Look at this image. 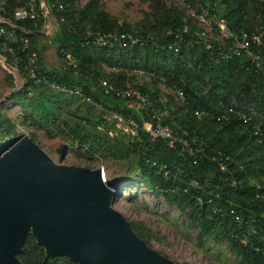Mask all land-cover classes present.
Masks as SVG:
<instances>
[{
	"label": "trees",
	"instance_id": "16d2710c",
	"mask_svg": "<svg viewBox=\"0 0 264 264\" xmlns=\"http://www.w3.org/2000/svg\"><path fill=\"white\" fill-rule=\"evenodd\" d=\"M216 1L224 6L218 17L226 19L234 31H251L256 26V18L248 19L245 0H186L195 11L199 10L198 4L211 7ZM58 3L63 10L53 8L51 12L57 19L61 17L62 22L58 21L50 45L63 63L59 69H53L40 62L37 77L44 76L58 84L78 85L83 94L94 98L104 111L126 116L124 100L114 95L104 96L98 81L105 80L115 88L124 89L128 76L122 72L146 74L150 77L148 82L131 88L154 100L157 110L167 111L164 125L174 132L180 128L186 130V139L200 150L199 158L193 163L191 158H181L168 150L161 141L149 143L145 136L138 146H120L116 138H108L107 130L113 122L102 120L103 111L42 83L33 84L27 77L17 96H12V100L28 112L22 116L21 124L39 126L48 137H62L88 156L101 153L123 159L134 155L140 176L150 184L154 196L161 197L180 212L187 208L199 241L204 237L226 241L237 264H264V200L255 198L256 195L264 197V68L255 72L245 55L223 59L195 41L181 44L178 53L154 51L149 47L109 50L86 46L83 38L87 30L111 33L137 30L152 35L159 43H167L174 39L166 36V31L180 29L183 24L193 31L196 24L190 17L183 20V15L176 10L162 11L159 6L149 20L130 26L111 19L99 9L96 0H89L81 8L75 7V0ZM20 4H12L10 9ZM261 11L259 15L264 17V10ZM16 26L29 32L32 49H37L40 37L34 33L40 23L22 21ZM254 51L258 52L264 67V46ZM177 93H181L183 100ZM163 95L165 101L161 103L158 99ZM194 112L207 115L195 116ZM242 114L251 118V126L241 123ZM221 115L226 120L217 121L215 118ZM132 118L141 124L147 116L141 110L133 112ZM100 124L102 130L97 129ZM13 132L14 125L0 114V143L8 140ZM260 136L262 144L256 140ZM217 161L225 165V170H219ZM230 177L237 180L235 187L225 181ZM190 179L202 188L189 187ZM196 197L202 199V205L195 201ZM207 199L211 200L209 204H206ZM227 206L247 224L238 225L232 219L212 213V207ZM128 225L132 233L147 244L148 232L142 224ZM243 238H246L245 244L240 242ZM15 257L20 264H76L65 256H48L29 232Z\"/></svg>",
	"mask_w": 264,
	"mask_h": 264
},
{
	"label": "water",
	"instance_id": "95a60500",
	"mask_svg": "<svg viewBox=\"0 0 264 264\" xmlns=\"http://www.w3.org/2000/svg\"><path fill=\"white\" fill-rule=\"evenodd\" d=\"M115 198L100 169L55 165L26 136L11 140L0 153V264H20L27 232L76 264H173L132 233Z\"/></svg>",
	"mask_w": 264,
	"mask_h": 264
},
{
	"label": "built area",
	"instance_id": "2783aa9c",
	"mask_svg": "<svg viewBox=\"0 0 264 264\" xmlns=\"http://www.w3.org/2000/svg\"><path fill=\"white\" fill-rule=\"evenodd\" d=\"M58 1L62 0H0V68L4 70L18 71L24 77H27L33 84L42 83L48 86L51 90L78 97L81 101L91 107L103 111L102 119L104 121L113 122V131L108 130L107 135H119L123 138L125 146H138L143 142L144 136L149 143L161 141L164 146L173 151L181 158L189 157L195 163V159L199 158L200 150L193 146L186 137V130L180 128L179 131H173L171 128L163 124V115L161 111L155 108V101L150 99L144 93L135 88L126 86L124 89H118L112 86L105 80L98 81V87L104 96L114 95L119 99L124 100V111L126 116L114 111H104L100 104L94 98L83 94L82 89L78 85H64L55 82H49L44 76L37 77L36 71L39 67L40 49L43 46V40L50 39L58 28V21L62 22V18L57 19L51 12L55 8L56 11L63 10V7ZM194 1V0H192ZM21 4L16 8H11L12 4ZM190 5L187 8L190 9ZM199 10L191 12L190 18L195 22L196 28L193 31L188 29V26L183 24L180 29L175 31L168 30L166 36H172L174 41L167 43H159L152 35L146 32L133 30L131 32L111 33L101 31L87 30L84 34L83 45L95 46L105 49H132L134 47H149L154 51H172L178 53L181 44H191L193 41L198 42L207 51H215L221 58L230 59L245 55L248 57L250 64L255 72L262 71L263 66L260 62V56L254 49L264 46V17L258 15L256 17L257 24L251 31H234L228 26L226 19L218 17L213 12L214 4L211 7H202L198 4ZM30 21L35 25L40 23L38 33L39 36L38 48L32 49V43L29 40L27 30L16 26L17 22ZM217 45V46H216ZM68 58V57H67ZM63 61H61V64ZM179 99L183 100L181 93H177ZM143 111L147 119L138 124L133 118L132 113ZM230 109L227 110L229 114ZM207 115V113L194 112L195 116ZM218 120H226V117L221 115ZM240 120L243 125L251 126V118L246 115H240ZM255 126V125H254ZM252 126L253 128H255ZM98 130H102L103 126H97ZM254 135L256 132L254 131ZM258 144H262L261 136L256 138ZM214 161V158H211ZM219 170H225V165L217 161ZM101 175L103 169L100 167ZM165 171L164 175L167 176ZM105 183L106 181L103 179ZM226 182L230 187L237 185V180L233 177L226 178ZM188 186L191 188L201 189L195 180L190 179ZM264 197L256 195L255 198ZM195 201L202 205V199L196 197ZM211 202L206 200V204ZM217 208L212 207V213L220 217L232 219L238 225L247 224V221H241L236 215L233 208ZM253 221V220H252ZM254 234V231H252ZM246 243V238L240 241Z\"/></svg>",
	"mask_w": 264,
	"mask_h": 264
},
{
	"label": "rangeland",
	"instance_id": "374dc122",
	"mask_svg": "<svg viewBox=\"0 0 264 264\" xmlns=\"http://www.w3.org/2000/svg\"><path fill=\"white\" fill-rule=\"evenodd\" d=\"M89 0H75V7L81 8ZM100 10L120 24L134 25L149 20V16L159 6L160 10H176L183 15V20L190 17L194 9L187 8L186 0H96ZM248 19L251 21L264 10V0H245ZM222 4L215 2L213 12L216 16L223 13ZM163 11V10H162ZM39 62L41 65L59 69L55 50L48 40H43ZM264 42V39H263ZM114 71V70H113ZM128 77L125 86L143 85L150 77L139 71L122 72ZM161 83V82H159ZM23 86V76L18 71L0 68V114L14 125L12 136L0 143V153L11 140L26 136L49 159L59 166H74L88 170L103 169V179L116 192V198L110 206L116 210L127 223H140L147 233V244L155 253L173 264H237L238 260L228 249L226 241L204 237L198 240V232L188 217L187 208L180 212L175 206L166 204L161 197H155L150 184L140 176L134 155L116 159L106 155L88 156L77 150L73 144L62 137H48L43 128L21 124L23 115L28 112L19 106L12 96H17ZM163 92V91H162ZM161 92V93H162ZM165 92V91H164ZM167 93L173 95L172 92ZM165 94V93H163ZM162 96V95H161ZM159 96L161 103L165 101ZM163 118L167 111L160 109ZM103 120V119H102ZM113 131V126L109 129ZM108 131V130H107ZM116 143L124 145L123 138L113 135ZM66 154L59 159L58 150ZM105 176V178H104Z\"/></svg>",
	"mask_w": 264,
	"mask_h": 264
},
{
	"label": "bare ground",
	"instance_id": "6f19581e",
	"mask_svg": "<svg viewBox=\"0 0 264 264\" xmlns=\"http://www.w3.org/2000/svg\"><path fill=\"white\" fill-rule=\"evenodd\" d=\"M104 178H105V176H104Z\"/></svg>",
	"mask_w": 264,
	"mask_h": 264
}]
</instances>
